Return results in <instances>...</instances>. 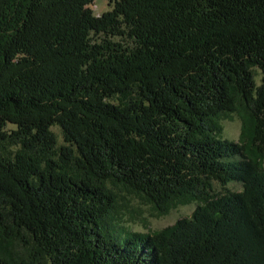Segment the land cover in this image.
I'll return each mask as SVG.
<instances>
[{
  "label": "trees",
  "instance_id": "1",
  "mask_svg": "<svg viewBox=\"0 0 264 264\" xmlns=\"http://www.w3.org/2000/svg\"><path fill=\"white\" fill-rule=\"evenodd\" d=\"M95 1L0 0V264H264V0ZM120 188L195 207L131 232Z\"/></svg>",
  "mask_w": 264,
  "mask_h": 264
},
{
  "label": "rangeland",
  "instance_id": "2",
  "mask_svg": "<svg viewBox=\"0 0 264 264\" xmlns=\"http://www.w3.org/2000/svg\"><path fill=\"white\" fill-rule=\"evenodd\" d=\"M112 0H96L92 6V11L95 16L101 15L109 10ZM255 83H260L261 74L258 70H254ZM235 113L228 114L218 121L221 129V138L237 142L242 129V116L244 114L242 107L237 106ZM8 129V128H7ZM51 131L54 133L59 146L63 144L60 130L53 127ZM20 146L12 142L0 143V153L9 157H14ZM217 189V187H216ZM228 189L232 192L240 191L239 184H230ZM118 201L114 213L108 220L109 225L115 224L129 230L142 234H152L163 230L166 227L173 225L177 220L188 217L195 205L178 206L170 209L166 214L159 215L153 207L140 196L130 193L129 191L120 188L115 190ZM12 251L18 254H25V249L20 245H14Z\"/></svg>",
  "mask_w": 264,
  "mask_h": 264
}]
</instances>
